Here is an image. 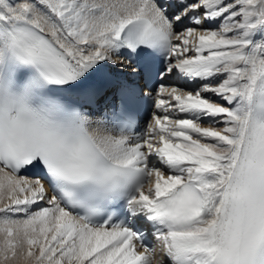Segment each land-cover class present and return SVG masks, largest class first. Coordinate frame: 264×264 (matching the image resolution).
Here are the masks:
<instances>
[{"label": "snow or ice", "instance_id": "snow-or-ice-1", "mask_svg": "<svg viewBox=\"0 0 264 264\" xmlns=\"http://www.w3.org/2000/svg\"><path fill=\"white\" fill-rule=\"evenodd\" d=\"M157 247L264 264V0H0V264Z\"/></svg>", "mask_w": 264, "mask_h": 264}, {"label": "bare ground", "instance_id": "bare-ground-1", "mask_svg": "<svg viewBox=\"0 0 264 264\" xmlns=\"http://www.w3.org/2000/svg\"><path fill=\"white\" fill-rule=\"evenodd\" d=\"M211 26H212V27H215V25H211ZM169 82H170V83H178V84H180L181 86H189V87H190V85H186L184 81H182V80H176L175 78L172 79V80H170Z\"/></svg>", "mask_w": 264, "mask_h": 264}]
</instances>
